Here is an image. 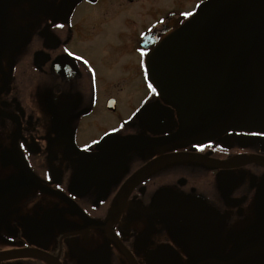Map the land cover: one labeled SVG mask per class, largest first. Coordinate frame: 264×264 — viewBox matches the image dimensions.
Masks as SVG:
<instances>
[{"label": "flooded vegetation", "instance_id": "obj_1", "mask_svg": "<svg viewBox=\"0 0 264 264\" xmlns=\"http://www.w3.org/2000/svg\"><path fill=\"white\" fill-rule=\"evenodd\" d=\"M207 1L0 0V264H264V129L174 139L148 66Z\"/></svg>", "mask_w": 264, "mask_h": 264}, {"label": "water", "instance_id": "obj_2", "mask_svg": "<svg viewBox=\"0 0 264 264\" xmlns=\"http://www.w3.org/2000/svg\"><path fill=\"white\" fill-rule=\"evenodd\" d=\"M148 66L179 113L174 139L264 129V0H209L160 44ZM177 203L185 213L190 207Z\"/></svg>", "mask_w": 264, "mask_h": 264}, {"label": "rangeland", "instance_id": "obj_3", "mask_svg": "<svg viewBox=\"0 0 264 264\" xmlns=\"http://www.w3.org/2000/svg\"><path fill=\"white\" fill-rule=\"evenodd\" d=\"M173 4H174V0H162L161 5H162L163 10H167V9L173 7Z\"/></svg>", "mask_w": 264, "mask_h": 264}]
</instances>
